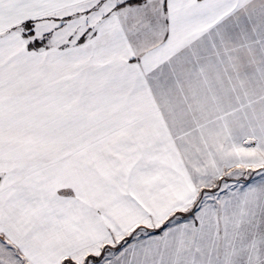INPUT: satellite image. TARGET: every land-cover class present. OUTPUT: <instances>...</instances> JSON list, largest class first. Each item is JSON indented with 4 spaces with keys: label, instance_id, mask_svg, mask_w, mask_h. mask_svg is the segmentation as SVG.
<instances>
[{
    "label": "snow or ice",
    "instance_id": "6c2138e0",
    "mask_svg": "<svg viewBox=\"0 0 264 264\" xmlns=\"http://www.w3.org/2000/svg\"><path fill=\"white\" fill-rule=\"evenodd\" d=\"M0 264H264V0H0Z\"/></svg>",
    "mask_w": 264,
    "mask_h": 264
}]
</instances>
